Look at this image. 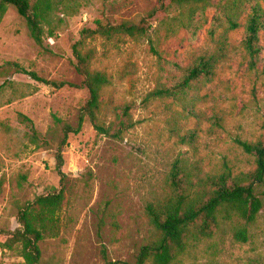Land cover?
I'll list each match as a JSON object with an SVG mask.
<instances>
[{
    "label": "rangeland",
    "instance_id": "rangeland-1",
    "mask_svg": "<svg viewBox=\"0 0 264 264\" xmlns=\"http://www.w3.org/2000/svg\"><path fill=\"white\" fill-rule=\"evenodd\" d=\"M51 11L44 24V48L29 35L24 19L8 6L0 17V231L14 230L20 204L60 186L54 153L60 126L76 125L88 94L84 89H53L26 74L7 70L17 63L48 81L80 84L72 46L81 31L97 21L113 25L138 21L158 0H48ZM264 8V4H263ZM150 24L147 36L137 39L94 36L84 50L93 49L92 67L106 71L111 84L103 91V120L111 119L115 106L130 105L135 126L121 140L99 134L86 121L71 135L64 149L65 201L60 233L41 243V264H108L130 261L153 236L145 215L146 204L163 196L172 162L180 157L202 159L207 171L234 174L256 167L253 156L237 143L264 141V74L251 69L241 46L244 30L229 34L227 57L213 81L205 86L197 115L185 113L181 104L170 106L148 95L162 76L154 48L170 63L186 64L196 49L207 50L210 21L195 42H161L163 13ZM50 32L53 33L52 37ZM264 53V30L261 33ZM214 46V45H213ZM181 115L175 119L173 111ZM186 114V115H185ZM22 116L32 120L39 142L31 141ZM221 117L220 126L213 124ZM196 133L195 146L177 137ZM264 204V184L257 186ZM114 221L119 228L116 229ZM243 224L221 220L213 238L189 248L176 264H264V208L247 226L248 241L236 239ZM0 264H25L21 247L0 248Z\"/></svg>",
    "mask_w": 264,
    "mask_h": 264
},
{
    "label": "trees",
    "instance_id": "trees-1",
    "mask_svg": "<svg viewBox=\"0 0 264 264\" xmlns=\"http://www.w3.org/2000/svg\"><path fill=\"white\" fill-rule=\"evenodd\" d=\"M159 8L153 9L138 21H124L113 25L97 21L94 29L81 31L80 40L72 46L73 65L81 78L80 84L48 81L34 72H27L17 63L8 62L7 70L14 74H26L32 79L51 86L53 89L65 87L86 90L88 97L78 114L77 124L55 122L60 126L56 137L54 159L60 176V186L31 201L19 205L14 230L0 231V248L21 247L25 264H41V243L46 237H57L60 233V217L65 201V159L64 149L71 135L82 131L89 121L95 130L113 140H121L123 135L135 126L131 107L126 104L115 106L111 119L103 120L106 104L104 89L111 84L106 71L93 69L96 56L93 49L84 50L87 40L94 36L107 39L128 37L137 39L147 36L151 22L163 13L161 42L183 43L186 39L196 41L202 29L210 21L208 32L212 45L207 50L196 49L186 64L168 62L153 46V52L160 61L162 76L158 86L148 95L149 99L162 100L170 106L181 104L185 113L197 115L196 108L204 100L201 92L213 81L221 62L227 57L229 34L244 30L241 46L251 69H259L264 74V53L261 33L264 30V0H158ZM12 6L26 22L29 35L34 43L44 48L47 39L44 24L51 11L48 0H0V17ZM182 33L187 38H182ZM53 33L50 32L52 37ZM214 45V46H213ZM175 119L181 116L173 111ZM186 115V114H185ZM198 116V115H197ZM30 133L33 143L39 142L32 120L22 116L20 119ZM221 117L213 124L220 126ZM177 137L181 144L195 146L196 133L188 131ZM242 150L253 156L255 169L250 172L234 174L207 171L202 159L180 156L172 164L166 177L163 196L146 204L145 215L153 228L152 238L143 245L130 261L109 262L108 264H176L186 251L200 242L214 237L220 221L237 220L243 224L236 232L240 242L248 241L247 226L257 221L264 208L257 195V186L264 184V141L237 142ZM4 182L0 179V195ZM116 229L119 224L114 221Z\"/></svg>",
    "mask_w": 264,
    "mask_h": 264
}]
</instances>
